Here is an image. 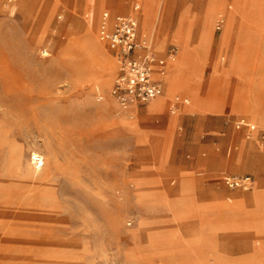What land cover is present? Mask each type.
I'll use <instances>...</instances> for the list:
<instances>
[{
  "label": "rangeland",
  "instance_id": "1",
  "mask_svg": "<svg viewBox=\"0 0 264 264\" xmlns=\"http://www.w3.org/2000/svg\"><path fill=\"white\" fill-rule=\"evenodd\" d=\"M120 1L0 0V264H264V200L235 197L264 187V148L229 109L239 95L264 96V17L250 52L237 54L221 44L223 10L212 45L191 32L195 0L150 4L153 19L163 5L159 38L176 56L186 15L194 59H168L171 89L123 108L109 92L118 64L99 36L103 12L126 10ZM260 13L254 0L249 17ZM177 93L202 109L173 114ZM254 125L260 135L264 123ZM223 173L254 186L232 190Z\"/></svg>",
  "mask_w": 264,
  "mask_h": 264
},
{
  "label": "built area",
  "instance_id": "2",
  "mask_svg": "<svg viewBox=\"0 0 264 264\" xmlns=\"http://www.w3.org/2000/svg\"><path fill=\"white\" fill-rule=\"evenodd\" d=\"M135 1L138 8L141 0ZM221 24L219 21L217 27L220 28ZM138 27L137 18L120 15L111 26L105 21L99 29L100 39L108 44L118 64L110 95L123 108L145 104L162 95L161 78L165 75L167 61L177 55L176 47L172 46L165 57L157 56L147 40L139 38ZM236 127L255 129L254 125L243 121L237 122ZM260 140L264 145V130ZM224 183L232 189H249L254 185L250 176H225Z\"/></svg>",
  "mask_w": 264,
  "mask_h": 264
},
{
  "label": "crops",
  "instance_id": "3",
  "mask_svg": "<svg viewBox=\"0 0 264 264\" xmlns=\"http://www.w3.org/2000/svg\"><path fill=\"white\" fill-rule=\"evenodd\" d=\"M102 1L106 2L107 0H102ZM111 1L113 3H114V1L117 2V0H111ZM156 1H158V0H141L140 1V6L138 8H136V6H135L136 1L135 0H127V2H124L125 3V7H126L125 11L118 12L116 10H114V11L111 10L110 12H108V11L103 12L101 17H100V25L103 22L106 21L111 26L113 24V22L115 21L116 17L120 16V15H131V16H134L135 18H137L138 23L141 22V24H142L143 9H144L145 4H154ZM208 1L209 0H195V2L193 3L195 9L193 11L194 13H193V15L191 17L190 23H191L192 20H195V21H197V24L194 27L192 25L191 32H193L192 31L193 28L198 27V30H199L198 39H199L200 30H201V24H202L201 22H202V20L205 19V15L204 14H205V9L207 7ZM165 4H166V2H165ZM224 14L227 17L226 12ZM185 17H186V15L184 13H182L181 14V18H180V20L182 22L179 24V26L183 28V31H186V29H187L185 27V25H184ZM263 17H264V13L257 14L254 18H250L248 13L247 14L246 13H239V14L234 15L230 19V23L228 22L227 25H226V27L228 28L227 29V36H226L227 37L226 38L227 42L225 44L226 49H228L230 51L234 50V52L237 53V54L240 53V52L249 53L250 52L249 50L252 48V43H254L255 36H257L256 34H253V32L256 31V27H258V28L261 27L262 28V25H260V24H261V20H262ZM214 20H215V18L213 17L212 20H211V24L212 25H213V21ZM219 21H221L222 24H221L220 28H218L217 25H216V29H218V30L222 28V26L224 24V21H225V18H224L223 15L220 16V18L217 21V24H218ZM227 21H228V19H227ZM190 23L188 24V26L190 25ZM167 26H168V23H167L166 27ZM178 27H177V29H178ZM138 29H139V27H138ZM177 29H176V31H177ZM236 30H238L239 35L235 38L234 37V32ZM140 36H142V35H140ZM159 36H160V34H159ZM259 39H260V42H261L262 38L260 36H259ZM162 41H166L165 37L162 38ZM232 47H234L233 50H232ZM152 50L159 57H165V55L167 53V51L158 52L154 48H152ZM166 69H167V67H166ZM161 81H162V84H163V92H164V89L166 88L165 76H163L161 78ZM112 85H111V88H112ZM111 88H110L109 92H111ZM249 96H250L249 94L244 96V97L239 95L238 99L236 100V104L234 106H229V109L230 110L233 109L239 115L247 117L250 120V122L252 123V125H254L256 123H264V119L260 118V116L263 115L262 109H264V96L262 97V101H261L260 106H258V104H256L255 96H254V98H251ZM190 99L191 98L186 96V95H181V94H178V93L175 94L173 96V98L171 99V102H170V108H169L170 111L173 114L177 113V111H181L182 109H183V111L188 112V113H195V112L200 111L202 109L200 104L195 105V106H190L189 108L186 109V106L190 105V103H191ZM242 119H244V118L242 117ZM239 121L240 120L235 121V123H234L235 127H236V123L239 122ZM167 123H168V121H167ZM168 125L170 127L169 123H168ZM254 126H255L254 130H250L247 127L241 128L240 130H242L244 133H246V136H248V134H251V137L255 136V135L259 137L260 136L259 135V131L257 130L256 125H254ZM247 138H250V137H247ZM259 141L261 142L260 138H259ZM261 146L264 148V145L262 144V142H261ZM259 157H260V159L258 158L257 160L260 163L261 169L264 171V157H262V156H259ZM225 176H235V175H231V174H228V173H223L222 174L221 181H222V183L225 186H227L224 183V177ZM237 176H250V175H237ZM250 177L252 178V176H250ZM262 180H264V178ZM253 181H254V179H253ZM253 186L251 188H249V189H242V188L232 189V188H230L228 186L227 187L232 189V190L240 189V190H243V191H249V190H251L253 188ZM257 189L264 190V187H258ZM252 192H250L249 194H245V195H242V196H235V197H244V196L245 197H249ZM235 197H233V198H235ZM261 198H259V199H261ZM263 199H264V197H263ZM250 204H253V208L255 207V203L254 202H249L248 206H250Z\"/></svg>",
  "mask_w": 264,
  "mask_h": 264
},
{
  "label": "bare ground",
  "instance_id": "4",
  "mask_svg": "<svg viewBox=\"0 0 264 264\" xmlns=\"http://www.w3.org/2000/svg\"><path fill=\"white\" fill-rule=\"evenodd\" d=\"M235 1L237 3V8H236V11L233 13H229L226 11V8H225L226 0H210L209 1V4H208V6L206 8V12H205L206 13L205 19L201 25L200 42H202V43H208L209 42L212 45L215 43L216 36L212 33V30H211V27H212L211 20L213 17L216 18V16L218 15V13L220 11L224 10L226 12L228 22L230 23V19L234 15L239 14V13H248L250 10V7L253 5V2H254V0H235ZM117 3H118V7H119L121 5V1L117 0ZM161 13L162 14L164 13L163 5L161 7ZM151 14H152V8L150 7V4H145L144 9H143V17H142V24H143V30H144L143 34L145 36L148 35L150 42H151L154 49H156L157 51H164L165 41H162V39L159 38V32L161 30L160 20L162 18V14H160V16L156 17V19H153L151 17ZM227 29L221 35V44L223 47L225 46V44L227 42V39H226L227 38L226 37L227 36ZM177 32H179V34H180L179 39L182 41V43H181L182 44V51H181L180 55H178V56H176L170 60L171 65L180 64V63L188 62V61L190 62L194 59V51L190 47V45H191L190 28H187L186 31H183V28H179L177 30ZM166 83L168 84V86H169L168 89L170 90L171 86H172V76H170L166 79ZM261 97H262L261 95H258V97H256V99L259 102H261V100H262ZM153 100H151L150 102H152ZM155 100H157V99L155 98ZM150 102H148V103H150ZM165 104H166L165 98L160 99V101L158 103H156L155 111H160L165 106ZM31 159H32V161H35V163L40 162L41 165L43 164V160H42L41 156L37 153H33ZM217 195H218V193H217ZM256 196L259 198L262 197L261 198V200H262L264 197V190H259L256 188L255 191H253L252 194L248 198L250 199V198H253ZM240 198L246 199L244 197H240Z\"/></svg>",
  "mask_w": 264,
  "mask_h": 264
}]
</instances>
